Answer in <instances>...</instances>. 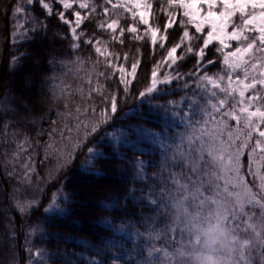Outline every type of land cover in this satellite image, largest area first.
<instances>
[{"label":"snow or ice","instance_id":"1","mask_svg":"<svg viewBox=\"0 0 264 264\" xmlns=\"http://www.w3.org/2000/svg\"><path fill=\"white\" fill-rule=\"evenodd\" d=\"M38 2L49 16L53 14L49 3L45 0ZM74 2L58 0L63 11L56 14L69 27L74 42L72 49L78 50L85 32L77 30L89 17L73 10ZM34 3L36 0H27L29 6ZM104 4L111 5L114 16L100 22L98 27L110 30L113 40L123 45L127 32L138 41L148 37L153 55L157 50H163L161 59L151 68L150 85L139 92L135 111L138 112L144 105L152 110V100L165 94L160 85L182 81L184 76L195 77L194 81L183 82L184 88H189L191 83L195 84V88L191 96L184 97L182 103L186 111L174 117L169 132L161 135L143 128V125H128L123 129L122 142L128 144L134 154L141 137H150L158 145L161 168V173L155 174L159 183L154 181L146 195L137 198L136 189H132L124 198L126 201H139L155 213L143 218L142 222L147 226L146 247H137L135 256L139 259L129 253L132 257L129 264H264V0H158V8L155 9L152 0H104ZM78 7L90 9L89 15L96 13L97 9L96 3L89 0H80ZM109 11L108 7H103L105 16L109 15ZM20 12L18 5L14 15ZM65 12L74 15V20L66 18ZM161 12L167 16L162 27L158 23ZM123 13H130L131 16L132 23L126 27L120 25ZM39 23L46 30L47 25ZM118 27L119 36L116 35ZM40 30L29 29L32 32ZM141 30L143 36L140 35ZM170 30L179 33L177 41L171 40L173 33ZM16 35L13 33V36ZM101 42L96 40L97 45ZM83 43L92 45V37L83 40ZM210 45L215 48L214 58H209L212 52ZM106 51L95 46L98 56L104 57L105 68L111 71L95 73L98 78L96 86L89 88L87 97L83 89L78 90L85 101L83 107L80 104H76L74 109L69 107L71 92L65 93L63 88L59 96L53 92L54 98H62L64 102V111L57 112L62 126L46 133L49 140L44 144L37 140L35 145L44 149L45 159H55L57 172L66 168L78 151H83L95 139L100 128L108 125L118 112L117 93L107 92L99 77L107 81L118 72V83L123 87L121 99L126 101L131 94L140 58L132 60L129 70L124 67L129 53H123L121 59L119 53L106 54ZM190 56L196 59L195 71H177L180 67L178 61H185ZM20 59L12 57L10 72L20 66ZM114 60L119 63H114ZM218 62L220 70L209 74L208 66L215 67ZM61 63L82 67L85 60L77 55L75 60ZM91 63L95 71L100 61ZM165 66L174 70L175 74L166 73L161 79L158 69ZM88 83L92 84L91 73ZM10 91H5L3 103L8 101ZM92 92L104 97V106L99 111L94 102H87L91 100ZM155 107L160 108L159 105ZM125 118L127 113L121 117ZM16 135L17 132L13 131L12 141L8 140V122L5 120L0 131V143H15L16 150L8 152L0 148V165L7 177L31 187L33 175H38L34 159L36 149L27 134L19 142L15 139ZM37 135L45 133L41 130ZM29 148H33L32 154L28 153ZM246 151L247 165L242 160ZM113 154L118 155L115 151ZM108 158L107 153L99 150L97 141L88 148L81 169L102 176L103 172L95 168V162ZM119 158L125 157L119 155ZM135 166L137 171L133 173L132 180H144V163L136 161ZM48 178H53L51 173ZM14 190L19 189L14 186ZM140 191L143 193L144 189ZM13 199L16 200L15 197ZM35 203L34 200H16L15 206L21 213L27 214L29 209L35 210ZM55 206V203L50 204L45 212L52 211ZM102 223L112 229L110 221ZM9 236L14 238V233L10 231ZM143 236L145 233H135L137 239ZM161 240L163 243L157 247L154 242ZM11 247L14 252L15 245ZM28 251L31 253V248ZM35 255L38 259L33 261L30 256L29 264H46L45 250H37ZM89 264L107 262L90 261Z\"/></svg>","mask_w":264,"mask_h":264},{"label":"trees","instance_id":"2","mask_svg":"<svg viewBox=\"0 0 264 264\" xmlns=\"http://www.w3.org/2000/svg\"><path fill=\"white\" fill-rule=\"evenodd\" d=\"M152 2L154 9L158 8V0H152ZM159 2H166V0H159ZM10 13V10L4 12L6 17L0 19V131H2L3 123L6 120L8 122L9 141H12L11 133L13 131L17 132L15 137L17 142L21 141L24 135L27 134L33 142V147L36 149L34 159L38 175H33L32 186L29 187L28 185L18 183L14 178L7 177L3 172V166L0 165V264H14L15 261H18V264H25L27 246H33V249L45 250L48 264H71L75 261L77 253L84 249L75 240L77 238L81 239L82 244H86L87 247H93L96 250L102 251L100 257L97 255L99 261H106V258H104L106 257L105 253L109 251L110 247L114 248V251L124 249L125 247L127 251H122L123 255L118 258V261L120 264H129V261L132 259L129 253L135 256L138 246L146 247L147 226L142 222L143 218L155 215V213L139 201H126L122 193L128 190L130 193V190L136 189L135 197L138 198L141 195L147 194L148 188L154 181L159 183V181H156L155 174L161 173L159 163L160 155L156 147H151L148 144L141 145L140 148H143V153L135 152V155L147 160L144 167L145 179L133 181L132 176L135 173L134 161L129 158L120 159L118 155H114L113 152H117L122 146L114 148L109 143V139L105 134L110 131L123 130L128 125H143V128L146 129L159 130L160 125H155V119L158 118V108L155 105L160 106L166 104L170 99L175 100L183 95H189L190 87L185 89L182 85L184 80H190V77L184 76V80L179 82L174 80L171 85H168L163 91L165 93L164 95L157 96L152 100L154 107L151 111L147 105H144L138 112L134 111L135 114L127 115L125 119H121V117L128 110L129 107L127 105L133 103V99L127 98L126 101L121 99L123 94L121 89L112 80L106 81L103 77H99L100 83L105 85L107 92L115 91L117 93L118 112L108 125L100 128L98 134L95 135V139L88 143L83 151H78L76 158L66 168L57 172L55 159L52 157L45 159L44 149L35 145V141L37 140L40 141L41 145L44 144V142L49 140L46 133L52 128L62 126L61 118L57 115V112L64 111V102L62 98H54L53 92L55 91L56 96H59L60 89L63 88L65 93H72V99L69 101L70 108L74 109L76 104H80L83 107L85 101L81 99V93L78 90L83 89L84 96L87 97L89 88L96 86L98 78L95 73L98 71L106 72V70L104 67L97 65L95 71H93L92 64H89L91 60L86 59L88 55L87 52L83 51L82 43H80L82 47L81 51L73 50L71 47L73 43L67 40L65 41L67 44H62V49L60 46L58 50L54 49L51 52L43 51V54L41 53L38 59L39 67L37 68V73H34L30 65L31 63L28 62V59L32 56L30 49L33 50L41 41L44 45V40L50 37H53L54 45L56 43L60 44L57 42L60 40L56 36L57 34L55 32L57 31L52 29L29 7L26 8L25 17L27 30L30 28H41V30L37 32L28 31L26 40L19 43L17 45L18 47L16 45L11 46L9 43ZM159 15L161 17L159 21H165L167 19L164 13L161 12ZM39 22L47 25L46 30L41 27ZM170 31L178 33L175 30ZM108 46H111V52L119 53L121 57L123 53H129L128 62H131L134 58L142 59L144 50L139 45H125V51L112 45ZM210 48L212 52L209 53V58H214L212 54L215 52V48L213 46H210ZM138 49L139 51H137ZM20 53H25V55L23 56ZM77 55L85 60L82 67H78L77 64L73 63H61V61L75 60ZM13 56L21 58L19 60L20 66L10 72L9 62ZM195 62L194 56L188 57L185 61H178L180 67L182 66L183 68L180 69L179 67L176 70L180 73H188L192 71V66L195 65ZM219 66V62L215 67L209 65V73L219 71ZM19 73L21 74L20 77L35 80L36 82V86L31 87L33 94L30 101L25 100L24 87L17 82L20 77L17 78L16 75H19ZM89 73L92 74L91 85L88 83ZM10 76L15 77L8 81ZM7 89L11 90L9 99L6 103H3ZM103 99V96L92 92L91 100L87 102H94L97 111H99L104 106L102 104ZM136 107L137 105L134 108L136 109ZM69 122L72 123V121ZM41 130H43L45 135L38 136L37 133ZM97 141H99V150L107 153L109 157L108 159L97 160L95 162V168L103 172L102 176L94 175L91 171L86 172L81 169V165L84 163L88 153V148L93 147ZM0 148H4L8 152H13L16 150V145L12 142L7 144L0 143ZM129 152L131 153V150ZM28 153L32 154L33 148H29ZM242 160L247 165V151ZM108 162L125 167L123 172H125L127 177L125 179H119L117 176H113L110 173L111 169L108 167ZM116 168L118 169L117 166ZM49 173H51L52 179L48 178ZM162 174L166 175V173ZM247 178L251 180V177ZM118 180L123 182V184L118 185ZM101 181H114L113 187L112 189L105 190L98 189L99 191L94 196L97 201L94 203L93 208L95 212L91 216L86 215L84 212L83 219L81 217L83 211L80 212L77 210L80 209L78 205L82 206L77 203L80 200L78 190L83 186H90L93 183H99ZM14 186L19 190L15 191ZM141 189H144L143 193L140 191ZM13 197L16 200L25 202L34 200L36 202L34 205L35 210L29 209L27 214L21 213L15 206L16 200ZM63 197H68L69 199L64 200ZM112 198L119 199L114 200ZM53 203L63 209V211L60 213H46L45 209ZM101 220L110 221L112 229L104 226L100 222ZM82 222L88 225L83 226ZM160 226L162 227L163 225L161 224ZM10 231L14 233V238L9 236ZM137 231L145 233V236L137 239L135 237ZM85 234L86 238H84ZM26 243H28L27 246ZM154 243L157 247H160L163 241H155ZM13 244L15 245L14 252L11 247ZM48 257H51V259H48ZM135 258L139 259L140 257L135 256ZM81 263L82 259L75 262V264Z\"/></svg>","mask_w":264,"mask_h":264},{"label":"rangeland","instance_id":"3","mask_svg":"<svg viewBox=\"0 0 264 264\" xmlns=\"http://www.w3.org/2000/svg\"><path fill=\"white\" fill-rule=\"evenodd\" d=\"M70 2H72V0H70ZM80 0H75V2L73 3V10H79L81 11L82 16H88L89 18L86 19L84 21V23L81 25V28L78 29L77 31H84L85 35L84 37H82V40L80 43H82L81 45L83 46V51L87 52V57L86 59L89 60L88 58L90 57L91 61H96L99 60L100 63L98 64L101 67L105 68V65L103 63L104 61V57L103 56H98V54L95 52V46H99L102 51H106L107 53H113V51L111 52L110 47L108 45H112L113 47H117L120 48V50L125 51L126 50V46H135V45H139L143 48V53H142V59H141V64L140 67L138 69L137 72V78L135 81H133L130 92L131 94L128 96V98H132L133 99V103H129L127 106L129 107L128 110H126L124 112L127 113V115H132L135 114V106L138 104L139 100V92L144 90V88L148 85H150L151 82V68L152 66L156 63V61L161 59V55L163 54V50H157L156 54L153 55V49L150 43V39H148V37L145 36V38L143 40H134L132 37V34L129 33H125L124 36V44L121 45L119 44L116 40L112 39V33L110 30L107 29H100L98 27L99 23L102 21H108L111 18H113L114 14L111 11V5H105L104 4V0H92L90 1V3L95 2L97 5V9H96V13H92L91 15H89L90 13V9H79L78 5H79ZM113 2H115V0H113ZM45 3H49L52 8H53V14L51 16L48 15L47 10L43 9L42 6L39 4L38 0H36V3H34V5L29 6L27 5V0H0V19H3V17L5 18V14L4 12L10 10V26H9V33H10V38H9V43L10 45H18L19 43H22L24 40L27 39L28 37V31L25 24V17H26V8L31 7L32 11L35 12L36 14H38L42 20H44L52 29L56 30L57 32H55L57 35V37L60 39L59 41H57L60 44L54 45L53 41L54 39H52L53 37H50L46 40H44V45L42 44V41L40 42V44H38V46L34 47V49H30V52L32 54L31 58H29L28 62H30L31 67L34 70V73L37 71V68L39 67L38 65V59L40 58V54H43V51L46 50V52H51L54 49L58 50L62 49V44L65 45L67 44L65 41L69 40L71 43H74L71 39V33L69 30L68 25H65L62 21H60L58 15L56 13L63 11L62 5H60L58 3V0H45ZM20 6L21 7V12L18 15H14V10L16 8V6ZM11 6V9H10ZM108 7L109 8V15L105 16L104 12H103V7ZM28 10V9H27ZM72 11V10H69ZM65 16L68 19L74 20V15L70 16L68 15V12H65ZM24 18V19H23ZM164 21H158V23L161 25H163ZM132 23L131 21V16L130 13H123V18L120 21V25L121 26H127L128 24ZM141 27V29L143 28V26H139ZM8 28V27H7ZM6 28V29H7ZM174 31H172L173 33ZM13 33H17L18 35L13 36ZM25 33H27V35H25ZM93 33H95V35L93 36ZM116 35L119 36V27L117 28V32ZM140 35H144L143 31L141 30ZM179 33H173L171 36V40L174 42L176 41V39L178 38ZM92 37L93 39V44L89 45V44H85L83 43V40ZM99 39L100 41H102L100 44H96V40ZM14 41H17L14 43ZM22 41V42H20ZM8 43V44H9ZM9 45V46H10ZM234 45V42H233ZM211 46V45H210ZM18 47V46H17ZM14 48V47H13ZM44 48V49H43ZM116 49V48H115ZM16 50V49H15ZM79 51L82 50V47L80 46V49H78ZM117 50V49H116ZM59 52V51H57ZM61 52H63L61 50ZM60 53V52H59ZM23 56L25 55V53H20ZM177 55H179V51L177 53ZM123 56V55H122ZM122 59V57H121ZM222 59V58H220ZM196 60V59H195ZM132 62V61H131ZM131 62H126L124 64V67L126 69L130 70V64ZM114 63H119V61H115ZM89 64H92L91 62ZM196 64V62H195ZM220 65V64H219ZM193 69L192 71H195L194 66H192ZM189 67V68H192ZM221 67V65L219 66ZM183 67L181 66L180 69H182ZM188 68V69H189ZM106 72L111 71L110 69H106ZM37 73V72H36ZM169 74V75H174L175 72L172 69H167V66L158 69V76L162 79L163 76L165 74ZM210 74V73H209ZM21 74L19 73V75H16V77H20ZM15 76H10L8 78V81L11 80V78H13ZM191 80H195V77H191ZM113 81V83H115V85H117L120 89L121 92L123 93V87L122 85H119L118 83V72L116 75L112 76V79H110ZM109 80V81H110ZM17 82H19L20 84L23 85L24 87V98L27 101L31 100V96L33 94V91L31 89V87L36 86V82L35 80H30L28 78H22L20 77ZM145 86V87H144ZM168 85H160L159 87L164 91L165 88ZM195 88V84L191 83L190 84V94L189 95H183L181 97L176 98L175 100H168L166 102V104L160 105V108H158V118L155 119V125L159 124L160 127L158 128L159 130H152L154 132L157 133H161V135H163L164 133L169 132V130L172 128L173 126V121H174V117H176L181 111H186V109L184 108V105L182 103L183 99L185 96H191L192 95V90ZM186 89V88H185ZM123 96V94H122ZM130 99V100H132ZM42 100V99H41ZM133 110V111H129V110ZM232 124L234 125L235 122L232 121ZM146 129V128H145ZM151 130V129H149ZM182 130V129H181ZM106 132V131H105ZM104 132V133H105ZM122 132L123 130L120 131H110L107 133L106 137L109 139V143L114 147V148H118L119 146H122L121 149L117 150L118 153V157L119 155H123L125 158L127 159L129 158L130 160L134 161V164L136 161H142L144 163V167L147 163V160L141 156L135 155L132 150L131 153L129 152V145L126 143L122 142ZM137 143L139 144V148L135 151V152H140V154L143 153V148L141 149L140 146L143 144H148L151 147H156L157 150L158 149V145L156 143H154L152 141V139L149 138H144L141 137ZM123 150V151H122ZM128 152V153H127ZM146 160V161H145ZM109 163V162H108ZM107 163V164H108ZM116 166L118 167V169L116 168ZM108 167L111 169V174L113 176H117L119 179H125L127 177V175H125V172H123L125 170V167L123 166H119L113 162L109 163ZM137 171V167L135 166V172ZM123 181V180H122ZM118 185L119 184H123V182L118 180ZM114 184V181H101L99 183H93L90 186H83L81 187L78 192L80 194L79 199L77 201L78 204L82 205L78 207L80 209H77L78 211L82 212V218L84 219V212L86 215L91 216L93 215V213L95 212L94 208V203H96V199H95V193L98 192L99 190H105V189H112ZM99 189V190H98ZM129 194V190L128 191H124L122 193L123 197L125 198L126 196H128ZM85 203V204H84ZM56 205V204H55ZM85 205V206H83ZM77 208V206H76ZM63 209L59 208L57 205L53 208L52 211H50L49 213H60L62 212ZM92 218V217H91ZM101 223L103 222L102 220L100 221ZM83 226H87L85 225L84 222ZM86 238V234L85 237ZM78 243H80L82 245V247L84 248L81 252L77 253V256L75 257V261L71 264H75L76 261L82 259V263L81 264H89L90 261H99V257L100 254H102L100 250H96L93 247L89 246L87 247L86 244H82L81 239L77 238L75 239ZM98 241V240H97ZM99 242V241H98ZM28 243H26L27 246ZM99 246V245H98ZM31 248V253L28 251V249ZM26 252H25V264H29V257L31 256L33 261H36L38 259V257H36L35 253L37 252V250L39 249H33V246H30L26 248ZM90 249H92L90 251ZM114 248L110 247L109 251H106V262L107 264H120L118 261V258L121 257V255H123L122 251H127V248L124 247V249H119L118 251H114ZM42 250V249H41ZM121 251V252H120ZM46 254V253H45ZM146 254V253H145ZM99 257H98V256ZM45 262L46 264H48L47 260H46V255H45ZM66 264V263H64Z\"/></svg>","mask_w":264,"mask_h":264}]
</instances>
